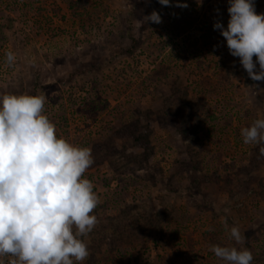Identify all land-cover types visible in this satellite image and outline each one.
<instances>
[{
    "label": "rangeland",
    "instance_id": "1",
    "mask_svg": "<svg viewBox=\"0 0 264 264\" xmlns=\"http://www.w3.org/2000/svg\"><path fill=\"white\" fill-rule=\"evenodd\" d=\"M254 3L264 13V0ZM228 7L0 0V95H45L57 137L94 159L84 178L98 223L82 238L89 256L74 264H227L213 245L247 248L264 264V156L241 135L264 119V91L253 87L264 82L213 27H227ZM153 10L162 22L140 25Z\"/></svg>",
    "mask_w": 264,
    "mask_h": 264
},
{
    "label": "clouds",
    "instance_id": "2",
    "mask_svg": "<svg viewBox=\"0 0 264 264\" xmlns=\"http://www.w3.org/2000/svg\"><path fill=\"white\" fill-rule=\"evenodd\" d=\"M158 2L169 6V0ZM228 3L227 27L219 21L213 27L248 76L264 82V13H256L254 0ZM149 21L162 22L155 10L138 22ZM14 61L15 55L7 53L6 63ZM253 87L264 91L258 84ZM46 100L43 94L0 95V256L14 257L11 264L84 261L89 250L82 238L98 223L92 213L100 200L84 178L94 163L91 149L57 137L55 124L44 114ZM241 135L245 144L259 145L264 156V119L241 129ZM225 229L236 243L244 240L237 226L228 229L225 223ZM210 250L227 264L253 261L247 248L213 245Z\"/></svg>",
    "mask_w": 264,
    "mask_h": 264
},
{
    "label": "trees",
    "instance_id": "3",
    "mask_svg": "<svg viewBox=\"0 0 264 264\" xmlns=\"http://www.w3.org/2000/svg\"><path fill=\"white\" fill-rule=\"evenodd\" d=\"M168 105H169V103H168ZM168 105L166 104L167 108H169ZM166 112H168V109H166ZM155 114L157 115V117H160L162 119V122L163 121L164 122H169V119L171 118L168 113H167V115H165V111H156Z\"/></svg>",
    "mask_w": 264,
    "mask_h": 264
}]
</instances>
